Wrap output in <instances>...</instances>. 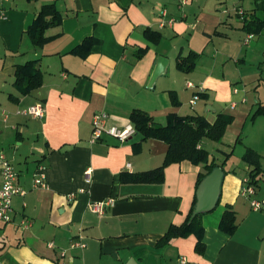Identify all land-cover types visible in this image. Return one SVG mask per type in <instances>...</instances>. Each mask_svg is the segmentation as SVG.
I'll use <instances>...</instances> for the list:
<instances>
[{
    "label": "crops",
    "instance_id": "1",
    "mask_svg": "<svg viewBox=\"0 0 264 264\" xmlns=\"http://www.w3.org/2000/svg\"><path fill=\"white\" fill-rule=\"evenodd\" d=\"M50 4L62 19L46 31L50 41L36 47L27 31ZM0 11V109L9 113L6 123L0 116V148L26 191L13 198L11 221L0 222V264H180L181 258L264 264V211H253L240 194L253 167L243 161L242 172L225 168L216 155L230 156L234 139L243 144L242 160L248 149L255 151L262 168L256 198H264V26L250 32L252 22L264 21V0H0ZM170 19L173 25L161 26ZM191 54L198 55L195 68L180 70L178 58ZM159 57L168 62L151 83ZM29 61H36L43 84L24 96L15 73ZM38 103L44 119L17 115ZM134 110L161 126L173 114L210 123L219 114L234 117L221 142L200 145L224 172L216 207L201 215L202 254L195 234L160 241L171 226L186 222L205 165L171 164L160 184L123 183V174L162 166L167 144L137 132L125 143L109 135L91 143L95 114L106 113L109 127L123 128L133 125ZM227 136L231 142L220 150L215 143L224 145ZM41 176L47 188L35 187ZM110 198L114 205L103 215L91 210ZM229 209L236 216L233 235L221 229ZM73 241L84 247L71 248Z\"/></svg>",
    "mask_w": 264,
    "mask_h": 264
},
{
    "label": "trees",
    "instance_id": "2",
    "mask_svg": "<svg viewBox=\"0 0 264 264\" xmlns=\"http://www.w3.org/2000/svg\"><path fill=\"white\" fill-rule=\"evenodd\" d=\"M61 15L57 11L55 5H45L41 8L37 18L29 27L27 34L32 43L36 47H42L50 38L46 37V31L54 26H58L61 22ZM252 24L255 28H251L250 32L257 33L264 26V21H254ZM250 26V25H249ZM147 37L154 42H158L159 35L147 32ZM90 45V44H89ZM144 51L138 54L141 58ZM197 54H191L188 57H179L177 67L184 71L190 72L195 68ZM43 84L42 72L37 68L36 61H29L24 65H18L15 73L14 85L20 94L27 96L33 91L39 89ZM258 110L255 116L261 114ZM131 123L144 140L156 139L165 142L168 146L167 154L162 166L133 175H122L123 183L133 184H160L165 180V169L175 163L190 161L196 165L204 164L206 173L200 174L198 179L197 189L202 181L210 175L216 168L217 164L211 161L209 152L200 147L205 139L214 142H221L228 127L234 122V117L226 114H219L214 123H210L206 117L200 115L178 116L173 114L169 117L168 123L165 126L157 125L153 118L142 110H134L130 116ZM243 160L253 167L250 173V178L257 183L256 178L261 173L260 156L248 149L243 156ZM197 203V198L191 209L186 222L181 226L173 225L161 239V244H167L171 239L178 237H188L191 234L198 236L196 251L203 253L205 244L202 241L203 229L201 226V215L194 216V209ZM221 229L233 235L237 230L236 216L234 211L227 210L221 221Z\"/></svg>",
    "mask_w": 264,
    "mask_h": 264
},
{
    "label": "built area",
    "instance_id": "3",
    "mask_svg": "<svg viewBox=\"0 0 264 264\" xmlns=\"http://www.w3.org/2000/svg\"><path fill=\"white\" fill-rule=\"evenodd\" d=\"M186 3V0H182V5ZM3 12L0 11V19L3 18ZM162 18H166L167 12L163 11ZM174 20L170 19L168 22L162 20L161 26L165 25H173ZM252 35L248 36L245 40V44H248L251 40ZM188 88H194L195 85L191 82L187 84ZM199 94H196L193 99L190 101V104L194 106L196 102L199 100ZM46 110L42 103H38L32 105L26 109H21L17 111V115L28 117L32 119L42 120L45 118ZM0 116L2 120L6 123L9 119V113L6 110L0 109ZM108 115L106 113H98L95 114L93 118V131L91 143H96L104 135H109L121 143H125L130 138H132L136 134V129L133 125H128L123 128L118 127H109L108 126ZM91 176V171L86 172L87 182H89ZM0 222L8 223L11 221V213L13 210V198L17 195L24 196L26 191L18 186V177L19 174L12 166V164L7 159L4 154L2 148H0ZM35 187L37 188H47V183L45 178L41 176L40 178L35 180ZM241 196L247 199L250 203L251 209L253 211H264V198L258 199L257 195V186L256 183L249 177L243 180V186L241 189ZM75 199V194H71L69 196V201H73ZM114 205V200L112 198L103 201L91 204V210L97 214L103 215L107 208H110ZM23 227L28 228L31 223L28 221L23 222ZM51 248L54 245L51 243L49 245ZM76 247H84V244L81 241H73L71 244V248ZM65 253L62 252V256ZM186 258L180 259V264H187Z\"/></svg>",
    "mask_w": 264,
    "mask_h": 264
},
{
    "label": "water",
    "instance_id": "4",
    "mask_svg": "<svg viewBox=\"0 0 264 264\" xmlns=\"http://www.w3.org/2000/svg\"><path fill=\"white\" fill-rule=\"evenodd\" d=\"M167 62V59L159 57L151 83H154L163 74ZM223 176V170L217 168L202 181L197 190V203L194 209V216L209 212L216 207L220 196Z\"/></svg>",
    "mask_w": 264,
    "mask_h": 264
},
{
    "label": "rangeland",
    "instance_id": "5",
    "mask_svg": "<svg viewBox=\"0 0 264 264\" xmlns=\"http://www.w3.org/2000/svg\"><path fill=\"white\" fill-rule=\"evenodd\" d=\"M255 114H256V112L255 113H253V115L251 116V121H253V120H255V118H257V117H259L260 115H258V116H255ZM262 120H263V118H262ZM264 121V120H263ZM251 124H250V122L247 124V129H248V126H250ZM231 140V137H229V136H227V137H225L224 138V145H222V144H217V143H215V145H219V149L220 150H224V148H226V147H224V146H227V144L229 143V142H231L230 141ZM243 140L245 141V139H244V137H243ZM210 143H214L213 141H209ZM222 145V146H221ZM241 146H243V144H241V142L240 141H238V142H236L235 141V139L232 141V148H231V150H230V152L231 151H233L232 153H231V155L229 156H226L225 157V155L223 156V155H221L220 153H218L217 151H216V155H218L219 156V158H220V162H222V164H223V166L225 167V168H235V169H237L238 171H240V172H242L243 171V169H244V166H243V161L244 160H242V156H241ZM23 149V148H22ZM21 149V150H22ZM227 149V148H226ZM211 150H213L212 148L210 149V151ZM213 153V152H212Z\"/></svg>",
    "mask_w": 264,
    "mask_h": 264
}]
</instances>
